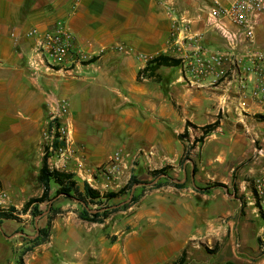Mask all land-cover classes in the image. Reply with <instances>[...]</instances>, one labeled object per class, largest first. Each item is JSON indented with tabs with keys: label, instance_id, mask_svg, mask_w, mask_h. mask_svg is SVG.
<instances>
[{
	"label": "crops",
	"instance_id": "0c3cea01",
	"mask_svg": "<svg viewBox=\"0 0 264 264\" xmlns=\"http://www.w3.org/2000/svg\"><path fill=\"white\" fill-rule=\"evenodd\" d=\"M173 4V0H0V190L11 189V180L21 182L16 173L19 168L24 171L38 149L42 105L57 113L64 101L70 137L84 148L85 161H102L117 148L144 149L154 153L152 163L157 167L177 166L190 148L191 159L178 168L181 182L189 177L225 186L223 192L216 188L203 194L186 188L167 192L170 198L161 197L147 211L148 218L160 220L165 229L127 238L123 253L108 264H167L199 237L207 245H218L224 256L221 264H264L258 244L259 239L264 241V207L255 199L252 185L264 173V120L259 119L264 103L250 96L264 64L251 65L246 42L233 48L214 29L209 32L194 3V8L180 13ZM185 12L194 19L187 31L172 21ZM57 24L72 34L90 59L78 69L64 67L71 71L33 74L27 64L33 44L25 34ZM263 31L264 17L257 37ZM118 46L132 53L124 54ZM199 49L224 55L213 74H197L186 67V57L199 55ZM255 49L262 50L256 37ZM160 54L178 65L161 66L148 75L147 63ZM207 126L212 130L202 140L192 139ZM90 140L99 145H90ZM127 167L126 179L133 172L130 164ZM17 188L24 189L22 183ZM155 213L173 215L154 219ZM4 228L2 222L0 232ZM191 256L186 264H204Z\"/></svg>",
	"mask_w": 264,
	"mask_h": 264
},
{
	"label": "rangeland",
	"instance_id": "374dc122",
	"mask_svg": "<svg viewBox=\"0 0 264 264\" xmlns=\"http://www.w3.org/2000/svg\"><path fill=\"white\" fill-rule=\"evenodd\" d=\"M173 3L172 8L176 13L189 10L193 6L191 0H173ZM201 14L203 13L201 12ZM210 29L209 32L214 28ZM214 31L218 32L216 29ZM217 34L220 35L219 32ZM256 41L257 47L263 50L264 31L258 37L256 35ZM262 52L264 53V51ZM42 109L44 111L43 124L39 132L37 151L35 149L32 152V157L28 159L24 171L19 168L16 173L19 179L22 178L21 182L20 180L19 182L11 180L9 181L10 186H12L11 189H1L6 193V198L0 204V208H15L17 218L13 221H3L5 228L0 232V240L3 243L2 248L0 246V264H16L18 256L32 246L31 240L38 234L39 229L46 227L48 218L53 214L55 215L52 218L48 240L32 248L23 256L24 261L27 259V264L34 263L38 259L45 260V264H108L110 260H114L117 255L123 253L122 243L127 238L142 237L146 231L147 235L150 236L152 230L160 233L161 230L165 229L164 223L160 220L149 219L147 211L151 206L157 205L161 197L165 198L166 196L168 198L167 194L169 193L167 192L170 190L176 192L182 189L175 187L173 183L182 181L181 171L178 172V168L185 160L191 159L190 148L184 150L179 163L176 160L177 166L161 163V167H157L158 165L152 163V158L155 155L151 150L131 151L118 148L113 149L103 160L101 159L102 161L98 160L92 164L81 157L84 148L80 147L81 145L77 147L76 142L71 139L65 120L66 114L58 117L57 113H49L45 104L42 105ZM57 126H61L65 130L66 142H63L64 150L62 153L57 151L56 143H53L50 150V142L46 139L48 130ZM211 130L212 126L203 127L199 131L202 133L192 139L202 140L203 136ZM88 143L96 147L99 145V142L91 140ZM116 151H120L122 155L120 168L114 177L107 178L103 174V169L108 158ZM44 156H47V165L51 170L75 175L74 179L79 192H83L84 183L89 184L98 192L99 197L87 199L86 204L90 214H99V221L93 222L82 219L80 215L83 206L78 200L62 195L55 197L57 190L55 184H51L49 190V198L52 200L38 203L40 215L33 217L30 214L33 205L26 210L24 209L29 200L39 199L42 196L43 187L38 182L37 176ZM171 157L174 158L175 156ZM166 162L170 163V161ZM128 164L131 165L132 173L141 183L134 185L124 193H120L117 197L106 198V194L118 193L128 182L129 178L126 179V175H124V171L128 169V167L126 168ZM159 169H164V174L154 177L152 171ZM21 183L24 187L23 191L17 188V185ZM181 183H183V188L194 190L199 194L212 192V188L224 191V187H211L213 184H221L218 181H191L188 177ZM227 186L230 190V185ZM134 198H137V201H134ZM161 215L166 217L173 214L155 213L154 219ZM7 236L12 237L10 240H6L4 237ZM199 238L186 244L183 249L186 252V258L192 255L190 258L198 263L202 261L204 264H215L214 262L221 264L219 262L224 256L220 254L221 249L218 245L212 246V242H208L210 245H207V241ZM114 246H116L115 249H113Z\"/></svg>",
	"mask_w": 264,
	"mask_h": 264
},
{
	"label": "built area",
	"instance_id": "2783aa9c",
	"mask_svg": "<svg viewBox=\"0 0 264 264\" xmlns=\"http://www.w3.org/2000/svg\"><path fill=\"white\" fill-rule=\"evenodd\" d=\"M195 5V10L202 12L207 25L216 29L227 41L229 46L247 43V58L251 65L264 64V53L255 49V37L258 26L264 17V0H191ZM173 23H178L182 30H189V25L194 19L188 12L174 17ZM174 27V26H173ZM178 29V25H177ZM32 40V53L28 57L27 64L29 70L35 74L39 72L51 73L56 70L71 71L70 68L64 69L66 65H72L78 69L90 57L81 50L75 42L72 34L57 24L47 30L32 28L26 34ZM11 37L16 38L12 33ZM118 50L124 54H131V50L118 46ZM199 55L186 57V67L191 68L197 74H213L214 68L224 61V55L212 53L207 50H200ZM143 56L139 55V58ZM245 98V92L242 93ZM245 94V95H244ZM250 96L256 101L264 103V71L259 75V80L254 82L250 91ZM68 105L60 102L57 116L61 117L67 113ZM65 130L61 126L52 127L46 133V139L50 142V150L53 143L57 144V151L62 153L64 150L63 142ZM120 151L114 152L109 158L103 169V174L107 178L117 174L121 163ZM255 199L261 207H264V173L256 177L252 183ZM6 193L0 190V204L5 200ZM1 209V208H0Z\"/></svg>",
	"mask_w": 264,
	"mask_h": 264
},
{
	"label": "trees",
	"instance_id": "16d2710c",
	"mask_svg": "<svg viewBox=\"0 0 264 264\" xmlns=\"http://www.w3.org/2000/svg\"><path fill=\"white\" fill-rule=\"evenodd\" d=\"M178 65V61L172 58L167 57L166 55H157L154 58H152L146 65L144 71H149L148 75H153L154 71L161 67V66H175ZM259 119L264 120V115L259 116ZM48 156V154L46 153ZM47 156H44L41 164V168L39 170L37 180L40 183V185L43 187L42 196L39 199H31L29 200L25 206L24 209L26 210L30 206H32L30 210V214L33 217H36L41 214V211L39 210L38 203H41L43 201H51L49 198V190L50 185L55 184L57 185V190L55 193V197L62 195L65 197H69L72 199L78 200L82 206V214L80 217L82 219L90 220L93 222L99 221V214L98 213H89L87 209L86 200L87 199H97L99 197V194L96 190L90 187L89 184L84 183L83 185V192H79V188L76 185L75 182V175L73 173L68 172H62L58 170H51L47 165ZM195 171V169H193ZM164 174V169L154 170L152 171V175L154 177H158L160 175ZM141 182L137 180V177L135 174L131 173L128 179V182L126 185L121 189L118 193H108L106 194V198H114L117 197L120 193H124L126 190L131 189L134 185L140 184ZM175 187L183 188V183L175 182L173 183ZM211 187H225L223 184H213ZM78 197H77V196ZM134 201H137V198L133 199ZM55 214L50 216L48 218L46 227L41 228L38 230V234L31 240L32 246L30 248H27L23 253H21L16 261V264H25L23 260V256L32 250V248L37 247L38 245L43 244L48 240L49 237V230L51 228V222L52 218ZM105 216V215H104ZM16 217V210L15 208H8V209H0V225L4 220H15ZM259 246L262 248V251L264 253V241L258 240ZM186 262V252L185 250L182 251L180 256L172 261L169 264H184ZM226 264H231L230 262H227Z\"/></svg>",
	"mask_w": 264,
	"mask_h": 264
}]
</instances>
